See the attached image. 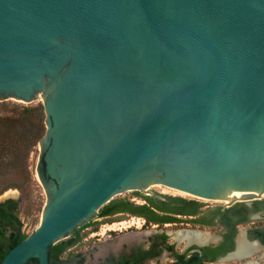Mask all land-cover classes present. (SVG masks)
I'll list each match as a JSON object with an SVG mask.
<instances>
[{"label": "water", "instance_id": "95a60500", "mask_svg": "<svg viewBox=\"0 0 264 264\" xmlns=\"http://www.w3.org/2000/svg\"><path fill=\"white\" fill-rule=\"evenodd\" d=\"M8 98L42 102L47 202L0 264H49L124 192L264 198V0H0Z\"/></svg>", "mask_w": 264, "mask_h": 264}, {"label": "flooded vegetation", "instance_id": "af4514ba", "mask_svg": "<svg viewBox=\"0 0 264 264\" xmlns=\"http://www.w3.org/2000/svg\"><path fill=\"white\" fill-rule=\"evenodd\" d=\"M135 195L144 198L141 206L123 201L106 212H99L96 218L83 224L88 226L80 231L78 242L56 258L48 251L49 264H225L223 259L236 249L242 232L250 244L259 243L262 247L258 251L262 249L264 253V200L212 210L200 203L190 209L166 197L152 198L138 192ZM115 208L116 212H111ZM119 216L125 218L118 220ZM121 221L136 226L133 230L131 226L122 227L124 231L113 227ZM217 226L219 230L214 232ZM103 227L106 228L101 233ZM87 229L92 238L90 252L67 254L78 246L81 232ZM187 232L204 233L212 238L204 244H187L182 238ZM259 260L244 264H261Z\"/></svg>", "mask_w": 264, "mask_h": 264}, {"label": "trees", "instance_id": "16d2710c", "mask_svg": "<svg viewBox=\"0 0 264 264\" xmlns=\"http://www.w3.org/2000/svg\"><path fill=\"white\" fill-rule=\"evenodd\" d=\"M44 120L41 104L34 107L0 105V195L9 189H19L29 182L28 161L31 152L45 135ZM166 198L190 209L199 204L181 198ZM122 202H110L99 212H106ZM18 206L19 203L15 200L0 204V263L13 247L27 237L21 231L22 225L17 216ZM116 210L115 208L111 212ZM86 226L88 225L74 229L67 240L50 246L49 255L56 258L65 248L78 242L81 239L80 231ZM25 264H38V261L32 259Z\"/></svg>", "mask_w": 264, "mask_h": 264}, {"label": "rangeland", "instance_id": "374dc122", "mask_svg": "<svg viewBox=\"0 0 264 264\" xmlns=\"http://www.w3.org/2000/svg\"><path fill=\"white\" fill-rule=\"evenodd\" d=\"M1 104H5L8 107L11 106H17V107H34L37 106L38 104L42 105L41 100L39 99L38 101H35L31 104H25L23 102H19L16 101L15 99L12 98H8L5 100H1L0 101V105ZM39 157H40V147L39 145H37L33 151L30 154L29 157V161H28V166H29V173H30V180L29 182L25 185L22 186L19 189H9L8 191H6L4 194H9V195H14L12 197L13 200L17 201L19 203L18 206V210H17V216L21 222L22 225V233L29 236L30 234H32L35 229L38 227L40 220H41V216H42V212L43 209L46 205L47 202V195L45 193V189L43 188V186L41 185V183L39 182L38 178H37V174H36V169H37V164L39 162ZM153 193H145V196H149L152 198H157V197H172V198H181V199H185L187 201H195L197 203H200L203 206H209L210 209L215 210V209H219L222 208L224 209V204L221 202H213V201H202L201 199H197L194 197H187V196H180L178 194H176L175 190L169 189L165 186L162 185H154L153 187H151L150 189ZM139 193V192H138ZM0 195V196H2ZM264 200V198H262V201ZM118 201H127L129 203H133L134 205H138L141 206L144 203V198L136 196L135 192H124L121 193L117 196H115L113 198V200H111V202H118ZM244 201L241 202H237L236 204L242 203ZM100 211V210H99ZM98 211V213H99ZM97 213V214H98ZM213 213V212H212ZM212 213L210 215H212ZM97 214H95L90 220H93L94 218L97 217ZM136 221V220H135ZM126 221H121V222H115L114 226L115 228H122V227H126V226H131L130 229L133 230L136 226V224L133 225V223H124ZM109 225V224H108ZM106 225V226H108ZM259 225H263V223H259ZM82 226V225H80ZM252 227V226H250ZM106 227H103V230L101 231V233H104ZM124 228H122L123 230ZM242 229V228H241ZM219 230V227H215L213 229L214 232H217ZM124 231V230H123ZM82 233V240L81 242L78 244L77 247L71 249L70 252H67V254L71 253H76V251H83L85 253H89L91 250V246H92V238L90 237L91 235V231L90 230H84V232ZM84 233V234H83ZM69 238V236L65 239L67 240ZM100 238V237H99ZM63 240V241H65ZM263 250L260 249L257 253L253 254L252 256H250L247 259H243V260H231L226 262L225 264H244L247 261H251V260H255L257 258H259L262 254ZM63 258L66 257V255L62 256ZM259 263H264V257H262L259 260Z\"/></svg>", "mask_w": 264, "mask_h": 264}, {"label": "bare ground", "instance_id": "6f19581e", "mask_svg": "<svg viewBox=\"0 0 264 264\" xmlns=\"http://www.w3.org/2000/svg\"><path fill=\"white\" fill-rule=\"evenodd\" d=\"M153 186H151V187H153ZM151 187H149L148 189L145 190L146 193L151 192V190H150ZM175 192H176V194H178L180 196L194 197V196H191V195L183 193V192H179V191H175ZM246 195H248V193H246V192L233 191L227 195V197L224 201H218V202H221L224 205H227L230 203H235V202H241V201L245 200ZM194 198H197V197H194ZM197 199H200V198H197ZM201 200L202 201H209V200H205V199H201ZM213 202H216V201H213ZM176 237H177V235H176ZM182 238L187 242V244H189V243L204 244V243H207L209 240H211L212 237H210L208 234H204V233H198V232H189L188 233L187 232L184 235H182ZM258 247L259 246L255 243H252V244L248 243L244 239V235L242 232L238 236L236 250L230 256L229 261H231L233 259L240 260V261L243 259H247L250 256H252L253 254H255V252L258 251ZM263 256H264V253L258 259H261ZM248 264H254V263L250 262Z\"/></svg>", "mask_w": 264, "mask_h": 264}]
</instances>
